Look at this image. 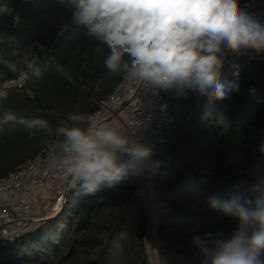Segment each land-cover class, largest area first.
<instances>
[{
	"label": "trees",
	"instance_id": "1",
	"mask_svg": "<svg viewBox=\"0 0 264 264\" xmlns=\"http://www.w3.org/2000/svg\"><path fill=\"white\" fill-rule=\"evenodd\" d=\"M74 12L71 0H0V177L52 143L61 158L59 129L86 128L128 74L106 68L109 49ZM221 82L223 99L161 90L169 120L147 155L161 201L159 264H211L204 249L239 227L221 206L264 204V65L251 61ZM137 187L126 170L91 192L76 184L51 221L0 249V264H148Z\"/></svg>",
	"mask_w": 264,
	"mask_h": 264
},
{
	"label": "clouds",
	"instance_id": "2",
	"mask_svg": "<svg viewBox=\"0 0 264 264\" xmlns=\"http://www.w3.org/2000/svg\"><path fill=\"white\" fill-rule=\"evenodd\" d=\"M74 19L109 49L105 66L123 68L160 88L189 87L223 99L221 46L264 51V25L243 12L239 0H71ZM125 56L129 61H125ZM3 95V93H0ZM73 120L79 117H70ZM59 132L63 163L94 191L122 171H136L148 150L115 131L64 128ZM121 155L128 159L119 163ZM250 203V202H248ZM213 206L218 202L213 201ZM239 221L234 237L205 248L211 264H264V204L255 208L225 203ZM259 229V230H258Z\"/></svg>",
	"mask_w": 264,
	"mask_h": 264
},
{
	"label": "built area",
	"instance_id": "3",
	"mask_svg": "<svg viewBox=\"0 0 264 264\" xmlns=\"http://www.w3.org/2000/svg\"><path fill=\"white\" fill-rule=\"evenodd\" d=\"M239 7L264 25V0H243L239 2ZM217 55L221 67H227L232 72L239 71L251 61L264 65V51L241 49L233 52L222 45ZM12 83L20 86L18 82ZM171 88L177 92L182 87L167 89ZM163 89L128 73L111 93L97 103L88 118L87 127L81 129L112 130L127 138L130 143L140 144L150 151L161 143L162 129L169 120L168 104L161 93ZM56 149V143L49 144L41 153L0 177V249L46 223L48 217L59 213L69 190L83 182L67 172L63 156L58 157ZM127 159L126 155H121L119 163L123 164ZM149 161L146 156L136 171L126 170L137 182V194L142 193L143 182L145 190L153 193ZM153 264H159L157 254Z\"/></svg>",
	"mask_w": 264,
	"mask_h": 264
},
{
	"label": "rangeland",
	"instance_id": "4",
	"mask_svg": "<svg viewBox=\"0 0 264 264\" xmlns=\"http://www.w3.org/2000/svg\"><path fill=\"white\" fill-rule=\"evenodd\" d=\"M151 164L149 161L148 168ZM153 187V186H152ZM142 193L138 194L142 197L143 208L147 215L146 223L144 224V242H145V253L147 257L148 264H153L154 257L158 255L157 245L158 240L156 237V211L161 206V201L157 193L153 189V193L150 194L148 189L145 190V184L143 182ZM43 197V195H42ZM44 224V223H43ZM42 225V224H41Z\"/></svg>",
	"mask_w": 264,
	"mask_h": 264
},
{
	"label": "crops",
	"instance_id": "5",
	"mask_svg": "<svg viewBox=\"0 0 264 264\" xmlns=\"http://www.w3.org/2000/svg\"><path fill=\"white\" fill-rule=\"evenodd\" d=\"M232 73L234 72H232L229 68L221 67L219 76L220 81L224 80L227 76L231 75Z\"/></svg>",
	"mask_w": 264,
	"mask_h": 264
},
{
	"label": "water",
	"instance_id": "6",
	"mask_svg": "<svg viewBox=\"0 0 264 264\" xmlns=\"http://www.w3.org/2000/svg\"><path fill=\"white\" fill-rule=\"evenodd\" d=\"M65 205H66L65 203L62 204L61 210L59 212H61L65 208ZM57 214L48 217L46 221H51Z\"/></svg>",
	"mask_w": 264,
	"mask_h": 264
}]
</instances>
